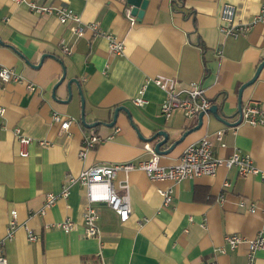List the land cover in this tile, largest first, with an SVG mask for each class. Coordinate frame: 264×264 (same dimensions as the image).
<instances>
[{"label": "crops", "instance_id": "1", "mask_svg": "<svg viewBox=\"0 0 264 264\" xmlns=\"http://www.w3.org/2000/svg\"><path fill=\"white\" fill-rule=\"evenodd\" d=\"M35 1L70 7L81 23L96 22L102 31L118 36L125 49L116 55L106 37L90 28L78 36L71 31L73 21L63 24L55 15L30 11L25 3L0 0V66L22 76L21 81L0 83V106L5 108L0 116V239L8 264H247L246 245L232 249L224 238L230 233L254 238L264 226V179L240 175L235 167L178 183L153 181L143 170L120 171L114 185L118 188L128 179L131 214L121 222L108 205L94 204L99 238L85 234L88 200L80 183L71 184L70 194L44 213L41 209L47 193H60L70 176L89 166L149 159L146 144L154 149V142L144 139L160 130L170 134L162 149L186 133L169 154L159 155L166 167L189 144L209 136L217 157L247 154L264 168V126L243 122L239 111L240 88L264 61V20H257L264 0H148L143 17L134 20L127 0ZM226 3L235 7L236 24L254 22L249 32L238 37L221 33ZM43 55V64L34 67ZM64 67L66 79L54 97ZM158 75L181 86L199 81L221 119L205 114L198 129V116L188 119L178 111L166 120L161 112L166 92L152 81ZM74 77L82 93L74 83L72 99L64 103L66 83ZM29 84L36 88L30 90ZM143 85L147 103L137 106L133 98ZM82 97L87 123L99 125L82 123ZM248 102L264 108V66L242 91V106ZM120 106L130 116L121 110L114 126L105 125ZM53 112L76 122L62 131L52 121ZM18 127L32 138L26 157L20 155L23 147L14 132ZM221 130L225 146L215 138ZM91 132L106 140L81 157L83 137ZM167 186L173 199L164 205L158 189ZM241 199L256 203L257 211L240 207ZM13 211L16 231L8 238ZM66 218L75 222L68 233L55 226ZM30 233L38 238L30 240ZM256 262L264 264V249L257 252Z\"/></svg>", "mask_w": 264, "mask_h": 264}, {"label": "built area", "instance_id": "2", "mask_svg": "<svg viewBox=\"0 0 264 264\" xmlns=\"http://www.w3.org/2000/svg\"><path fill=\"white\" fill-rule=\"evenodd\" d=\"M17 3H25L28 9L34 13L41 15H55L61 23L70 21L76 24L71 27V31L78 36L84 34L85 29L90 28L95 33L104 35L108 40L110 51L116 55L123 54L125 49L124 42L116 35L107 33L99 28L96 22L88 24L81 23L80 16L66 5L55 6L53 4H40L35 0H13ZM128 15L134 18L130 11ZM235 7L226 3L222 7L220 15L219 29L221 33L230 34L238 37L241 34L249 32L253 28V23H235ZM257 20H264V4ZM63 51L71 54V49L67 45H63ZM220 53V52H219ZM22 76L15 71L14 68L0 66V83L10 81H21ZM152 81L166 92V96L161 104V112L166 120L171 118L176 112L180 111L188 118L199 116L200 113L208 114V110L212 105V101L206 95L205 88L199 81L190 82L181 86L175 79L158 75ZM30 90H34L35 85L29 84ZM146 85H143L137 95L133 98V103L137 106H143L147 103L145 99ZM5 113V108L0 106V116ZM242 121L254 126H264V108L259 103L248 102L242 106ZM52 121L58 123L62 131H66L76 122V119L69 115L59 112H53ZM15 135L22 145L20 151L21 156H28L26 146L32 141V138L25 135L18 127L14 130ZM224 131L215 133V138L220 142L221 146H225L223 141ZM106 140L105 137L98 133H88L83 137L82 149L80 156L85 157L99 143ZM41 145L46 146L48 141H41ZM146 148L151 152V157L147 160L134 162H116L112 164H99L89 166L82 170L80 174L70 176L69 184L63 187L60 193H47L44 207L41 213L52 207L61 197H67L70 194V185L80 183L86 189L88 206L83 214V222L85 225V234L89 237L99 238L100 229L97 223L98 215L93 207L94 204H106L112 208L119 216L121 222H126L131 214V196L130 183L128 179L121 181L119 187L116 188L114 180L120 171L128 174L132 170H143L153 181L178 183L187 178H193L202 175L215 176L220 167L237 168L240 175H257L264 179V168L254 164L252 158L247 154L238 152L228 157H217L214 154V142L209 136H205L198 141L189 144L182 152L178 161L166 167L160 163V156L154 152L150 144H146ZM228 185V183H226ZM118 189L122 192L119 193ZM159 194L163 198V204L169 205L173 199V189L170 186L159 188ZM240 207H245L251 213L257 211L256 203H247L244 199L239 202ZM264 212V207H263ZM16 213L13 211L8 228V238H12L16 231ZM56 227L68 233L75 227V222L71 218H66L55 224ZM30 240H36L38 237L34 233L29 234ZM226 243L232 249L246 245L247 264H257L256 254L259 250L264 249V226L257 233L256 237L248 238L237 233H230L225 236ZM0 264H8V259L3 251V240L0 239ZM99 264H104L99 262ZM209 264H218L211 262Z\"/></svg>", "mask_w": 264, "mask_h": 264}, {"label": "water", "instance_id": "3", "mask_svg": "<svg viewBox=\"0 0 264 264\" xmlns=\"http://www.w3.org/2000/svg\"><path fill=\"white\" fill-rule=\"evenodd\" d=\"M127 1L129 3V5H131L130 14L133 17H136L137 19H141L143 17V15H144V11H145L146 6L148 4V0H127ZM44 59H45V55H43L40 58V61H39V63L37 65H33V66L34 67H40L43 64ZM263 66H264V61L259 65L254 77L251 80H249L247 83H244L242 85V87L240 88V92H239V97H240V99H239V101H240L239 111L240 112L242 111V104H241L242 91H243V89L245 87H247L248 85L252 84L258 78L259 73H260L261 69L263 68ZM65 79H66V68L64 67L63 74H62V76L60 77L59 81L56 83V85L54 87V97H56L55 92H56L57 88L65 81ZM74 83L78 86L79 92L82 93V89L79 86V81L77 80V78H75V77L71 78L66 83V88H67V91H68V99L62 100V102L67 103V102H69L72 99V95H73L72 85ZM84 106H85V100L82 97V108H83L82 115H81L82 123L84 125L88 126V127H94V126L99 125L101 122H96V123H93V124L87 123V121L85 119ZM121 110L126 111L128 116H130L129 110H128V108L126 106L117 107L114 110L112 121L109 122V123H105V125H108L110 127L114 126L116 124L119 112ZM208 113H212L216 117H218L217 116L218 115V106L217 105H211V107L208 110ZM204 115H205L204 113H200L199 114V116H198L199 124L195 127V129H198V128L201 127V125L203 123ZM218 118L221 119L220 117H218ZM240 122H241V118L236 122V124L240 123ZM195 129H193V130H195ZM185 135H186V133L183 135V137L181 139L175 140L167 149H162V147L165 144L168 143L169 138H170V134L168 132L164 131V130H160L155 135L150 137L149 139H144V140H148V141L154 142V152L156 154L160 155V156H164V155L169 154L171 152V150H173L174 147L183 140ZM140 137L143 138L141 135H140ZM157 138H160V139H158V141H155V140H157Z\"/></svg>", "mask_w": 264, "mask_h": 264}]
</instances>
